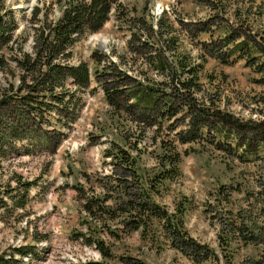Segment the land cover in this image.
Here are the masks:
<instances>
[{
	"label": "trees",
	"instance_id": "obj_1",
	"mask_svg": "<svg viewBox=\"0 0 264 264\" xmlns=\"http://www.w3.org/2000/svg\"><path fill=\"white\" fill-rule=\"evenodd\" d=\"M59 2L60 13L53 17L43 6L34 5L22 31L16 33L20 23L15 10L7 0H1L0 68L6 80L0 96V147L35 139L57 149L78 121L85 104L82 92L100 88L113 117L132 120L142 133L150 127L158 132L173 131L174 136L161 139L163 150L157 155L158 167L146 179L140 171L138 143L128 147L112 141L106 154L112 157L113 172L99 177L104 191L88 193L82 183L75 184L81 200L80 220L88 230L78 229L70 236L94 245L102 256L112 257L115 253L101 235L102 230L120 237L121 232L137 229L143 237H150L162 228L172 245L195 262L212 258L214 250L184 227L183 213L191 205L190 199L179 203L177 214L161 204L156 194L167 180L180 174L182 151L177 141H207L219 149H229L228 145L245 147L248 143L245 153L253 152L250 140L228 139L230 127L240 128L242 123L217 105L216 94L213 98L204 94L205 87L199 79L203 63L184 48L185 31L175 28L168 10L156 15L149 11L148 4L139 11L123 0ZM113 13L116 22L130 31L123 51L107 53L96 46L90 59L73 62L76 43L89 32L99 31ZM191 23L186 27L192 38L212 30L208 21ZM222 30L219 36L211 32V39H198L199 57L206 59L208 53L223 62L244 58L247 64L264 72V38L229 23ZM29 40L30 47L26 48ZM35 183V179L23 178L17 172L0 183V214L10 211L8 195L14 198L12 207H26V198ZM17 189L23 191V197L13 196ZM236 221L234 232L240 231L247 242L259 238V232L253 231L255 227L252 229L245 220ZM28 254L39 255L35 243L13 246L11 253H0V262L16 263ZM131 264L149 263L136 258Z\"/></svg>",
	"mask_w": 264,
	"mask_h": 264
},
{
	"label": "rangeland",
	"instance_id": "obj_2",
	"mask_svg": "<svg viewBox=\"0 0 264 264\" xmlns=\"http://www.w3.org/2000/svg\"><path fill=\"white\" fill-rule=\"evenodd\" d=\"M59 1L7 0L20 23L16 33L22 31L34 5L43 6L53 17L60 13ZM123 1L139 11L148 4L149 11L156 15L168 10L175 28L185 31V35L181 32L184 48L203 63L199 79L204 84V94L211 98L216 94L217 105L242 123L240 128L230 127L229 141L250 140L254 149L245 153L248 143L245 147L228 145L229 149H219L207 141H177L182 151L180 174L167 180L156 194L161 204L177 214L179 203L190 199L191 205L183 213L184 227L197 240L209 245L214 254L210 259L195 262L172 245L162 228L150 237H143L137 229L120 230V237L113 236L108 229L102 230L101 235L115 253L112 257H104L94 245L70 236L75 230H88L80 220L81 200L77 198L75 184L82 183L88 193L103 190L99 177L113 172L112 157L106 154L112 141L128 147L138 143V162L146 179L158 167L157 155L163 150L161 139L174 136L173 131L158 132L150 127L142 133L132 120L113 117L100 88L96 92L88 89L82 92L85 104L78 121L57 149L35 139L18 140L10 146L4 143L0 147V183H5L15 172L36 180L26 198V207H12L14 198L7 196L11 205L10 211L0 214V253H11L13 246L35 243L39 255L28 254L12 264H95L92 261L131 264L136 258L149 264H264V142L261 141L264 81H257L264 79V72L247 64L244 58L223 62L208 53L206 59L200 58L198 42V39H211V32L219 36L223 25L228 23L264 38V0ZM115 18L113 13L99 31L89 32L76 43L73 62L90 59L96 46L107 53L123 51L130 31ZM191 21L195 24L208 21L212 30L192 38L186 27ZM29 43L30 40L26 48L30 47ZM5 80V71L0 68V96ZM11 181L16 184L15 180ZM12 193L16 198L23 197V191L18 189ZM236 220H245L252 229L255 227L253 231L259 232V238L247 242L240 231L234 232ZM44 234L48 238L36 239ZM17 257L21 256L17 254Z\"/></svg>",
	"mask_w": 264,
	"mask_h": 264
}]
</instances>
